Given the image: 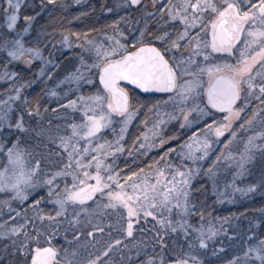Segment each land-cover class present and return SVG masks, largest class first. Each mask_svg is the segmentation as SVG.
I'll use <instances>...</instances> for the list:
<instances>
[{"label": "snow or ice", "instance_id": "6c2138e0", "mask_svg": "<svg viewBox=\"0 0 264 264\" xmlns=\"http://www.w3.org/2000/svg\"><path fill=\"white\" fill-rule=\"evenodd\" d=\"M125 2L130 8L149 7L142 0ZM41 5L43 10V0ZM151 7L145 16L154 19L155 26L135 29L130 40L118 21H113L112 32L104 33V39L83 38L79 66L69 78L77 82V92L87 86L90 94L81 93L66 104L81 113L78 122L64 112L58 114L63 123L53 126L49 120L47 126L33 127V113L42 114L39 105L30 106L22 93L31 81L14 80L11 93L0 97V155L6 154L8 161L0 169V191L11 190L24 201L29 189L47 190L46 195L33 197L32 217L25 214L10 227L0 225V237L8 240L0 249V264H216L209 257L217 255V248H210L208 242L219 229L188 219L197 211L191 180L200 170L197 161L211 159L214 145L228 144L237 136L233 126L237 119L244 120L240 128L259 130L243 141L238 156L229 153L223 158L228 164L234 161L236 175L246 171L255 149L264 159V0H161L159 4L151 0ZM20 9V0H0V52L9 61L30 64L41 54L38 48L26 46L24 34L40 13L24 15L21 26ZM62 43L70 46L67 35ZM13 77L18 79L15 71L8 76ZM157 93L166 97V106L171 103L167 118L176 119L191 134L165 148L147 173L129 168L121 175L106 157L124 150L119 141L137 114L134 101ZM14 104L19 114L13 123L9 113ZM218 114L222 118H214ZM116 125V141L98 143L104 130L115 131ZM158 126L153 124L156 139L148 143L145 136L139 142L138 155L176 138L155 131ZM32 140L36 143L30 145ZM173 152L178 160L170 156ZM221 159L217 155L205 173L214 186ZM186 161L196 165L195 171ZM256 187L237 190L251 192ZM260 187L264 188V176ZM42 201L52 205L50 211L40 207ZM149 223L150 232L145 228ZM61 235L64 245L57 248L52 241ZM166 251L176 255L165 260ZM241 255L228 264H264V236L248 243Z\"/></svg>", "mask_w": 264, "mask_h": 264}, {"label": "trees", "instance_id": "16d2710c", "mask_svg": "<svg viewBox=\"0 0 264 264\" xmlns=\"http://www.w3.org/2000/svg\"><path fill=\"white\" fill-rule=\"evenodd\" d=\"M69 1L70 0H55L54 4H48L47 0H43V10H41V0L20 1L21 20L19 23L21 26H23L22 19L24 15H34L37 12L40 13V15L37 17V23L33 24L28 33L24 34V40L27 47L42 49V53H44L45 55L56 56V54L54 55L53 53H51L52 47L50 45V42L57 39L60 40L65 35H67L68 37H76L78 36L77 34H79L83 41V38L85 36L90 39H96L104 33L109 32V28L114 26L113 21L122 23L131 20L132 26L134 27L136 24V27L138 28H153L156 23L147 22V20L144 19L143 16L145 11H152L151 0H146L144 2L142 1V3H147L149 5L147 10L139 8V6L130 8L127 3L125 4L126 8H123V4L121 5V3H123L122 0H89L90 2L84 4V6L82 7V15L80 17L78 13L62 10V8L68 7ZM155 2L157 4L161 3V1ZM108 9H111L112 14L114 13L110 18L105 14L106 12H109ZM121 17H124V19L121 20ZM40 33L50 34V36L46 37L42 35L41 38L36 39L35 36ZM70 54L71 55L62 54L61 56L56 57L55 63H57L61 59L57 66L50 67V65H45L44 68L41 69L40 72H38L35 70L38 65H35L32 60V63L30 65L25 64L24 60H22L21 63H17V61H9L6 53L0 52V97H3L6 92L11 93L10 84L14 80L17 84H19L20 82L31 81L30 84L25 83L26 85L22 89V93L23 95L27 96L30 106L35 107L37 104L39 105L40 112L43 116L36 117L33 113V118L30 123L33 127L47 126V123L51 118V110L54 109L55 111H57L61 109L62 107H58V105L64 106L68 99H72L73 96L76 95L75 93H73L75 91L68 92V89L70 88L69 85L63 84L60 87H56L54 84L55 82H61L57 80H63V78H65V82L71 80L69 78L70 75L74 74L76 68L79 66V55H77L76 60L72 62V56L75 54ZM13 71L18 74V79L16 77H13L11 79L8 78V76H10L11 72ZM42 71L44 74L40 75ZM83 88L86 89L88 87L84 86ZM83 88L81 89L80 94L89 93V90L85 91L83 90ZM49 90H52V92H56L57 90L59 91L58 94H64V96H61V98L59 97L60 95H58L57 99H54L51 102L48 99V95H46ZM15 103L18 104L19 101ZM18 114L19 113L15 110L14 104L13 111L9 113V119L14 123V118ZM25 119H28L27 114H25ZM51 120L53 121L52 118ZM110 129L111 127L104 131V138L103 140H101V142L98 143H103L104 141L115 142V139L113 137L119 132V129L116 128L115 131ZM3 131L7 136V124H5ZM136 135H138V133ZM237 137L238 139L234 138V143L231 144L229 148L221 149L219 147V149L216 148V150L218 149L217 152L214 151L212 153L214 154L216 152V155H220L222 157V159L217 162L221 165V167L217 172L215 186L213 184V181L209 179L205 173L209 170V166L212 164L213 160H215L216 156H210L211 159L206 157L202 161H197L196 165H199V171H195L196 165H193L192 161H186L188 165L193 167L195 171L194 176H196L197 178L196 183L194 184L193 182L194 185H191L193 191L192 196L194 197L193 203L196 204L197 202L203 201V204L200 205L197 211L193 212L191 216H189L188 219L190 223L195 225L203 224L205 227H207L208 225H212L216 229H219L218 234L208 242L210 248L211 245L220 246L224 242H229L232 244V253L228 254L225 251L217 259L210 257V259L215 261L216 264H228V261H230L233 256L243 258L241 252L242 250L247 249V244L254 243L258 241L260 237L264 236V212L259 213V210L264 211V188L260 187L261 178L262 176H264V159H262L259 155V149H255L256 155L253 160L245 165L246 171H244L240 175H236L235 173L237 169L235 167L234 161L233 163L228 164L223 157L227 156L229 153H231L232 156H238L239 151L243 150L244 145L242 146V144L246 136L244 134L241 138L239 136ZM181 138L182 137L180 136V139ZM183 140L184 139H182L181 141ZM34 143H36L35 140L29 142L30 145ZM119 143L123 145L124 150L109 155L108 157H106L107 161H111L114 159L122 161L128 160L129 150H127L126 144H124L122 140L119 141ZM135 145L139 146V144L137 143L133 146ZM133 146H131V148H133ZM139 151L140 149L136 151L131 150L133 155H130V157L131 159H136L137 161L142 162L141 164L144 165L145 160H150L151 157H142L141 155L134 154L138 153ZM159 154L160 153H158V156ZM5 156V154L0 155V169L5 166ZM170 156L173 159L178 160L175 152L171 153ZM150 166L151 164L147 165L146 168L149 169ZM133 168L136 167L133 166ZM68 180L70 182L71 177H68ZM251 184L257 185V187L251 192H241L237 190L247 189ZM61 187H63V184H61ZM39 188V190H37L31 197L28 198V200H25L24 202H18L17 200L7 198L5 202L6 205L2 204L6 193L0 191V225H7L10 227L13 223V220L9 218L11 215H13V213H10V211H5L7 208L17 211L19 213L20 219L25 214H27L29 217H32L34 208V206L32 205L33 197H35L37 194L46 195L47 192L45 188ZM40 207L45 208L46 211H50L52 205L50 203L42 201ZM241 213H243V215L250 216V218L258 224L257 228L253 226L254 223L248 224L247 231L252 232L253 235V239L251 240L248 236H246L245 225L242 223H238V219L241 216H239V214ZM151 219L152 218L149 217L150 221ZM37 223H39L38 220ZM156 226L160 227V225L158 224ZM234 227H239L240 231L232 232L228 229ZM145 228L150 232L152 230V224L149 223L145 225ZM224 228L228 233H222L225 230ZM254 231L255 233H253ZM171 235L175 236L174 233H172ZM165 239L168 240L169 244H171V240H169L167 236L165 237ZM180 239L182 241L183 237H181ZM7 242L8 240L6 238L0 237V249H2L3 245ZM52 243L56 244L57 248H60L62 246L61 236L55 237ZM157 251H159V248H157ZM178 252L179 248L177 247L176 253ZM176 253L166 251L164 253V256L174 257ZM2 259L3 256H0V260Z\"/></svg>", "mask_w": 264, "mask_h": 264}, {"label": "rangeland", "instance_id": "374dc122", "mask_svg": "<svg viewBox=\"0 0 264 264\" xmlns=\"http://www.w3.org/2000/svg\"><path fill=\"white\" fill-rule=\"evenodd\" d=\"M21 2L23 1V0H20ZM155 1H161V0H155ZM76 2V3H75ZM88 2H90L89 0H70L69 1V5H68V7H64V8H62V10H65V11H69V12H75V13H78L79 14V17L82 15V7L84 6V4H86V3H88ZM122 2L123 3H121V5L123 4V8H126L125 7V4H126V2H125V0H122ZM75 3V4H74ZM81 3V4H80ZM117 3H119V2H117ZM63 4V3H62ZM122 8V9H123ZM107 10V9H106ZM150 12V11H149ZM106 15H108L109 16V18L110 17H112V15L114 14H112V11H109V12H106L105 13ZM144 19H146L147 20V22H156L154 19H149V18H147L146 16H145V13H144ZM23 20V19H22ZM125 21V20H124ZM111 22V21H110ZM22 23H23V21H22ZM129 25V26H128ZM113 27L114 26H112V27H110L109 28V32H106V33H109V34H111V32H112V29H113ZM119 27H120V29L121 30H123L125 33H126V37L130 40L131 39V37H132V35H135L136 34V32H135V29H137L138 27H136V24H135V26L133 27L132 26V22H131V20L130 21H128V22H122V23H119ZM42 35L43 36H46V37H49L50 36V34H37L36 36H35V38L36 39H39V38H41L42 37ZM64 37V36H63ZM63 37L59 40V39H57V40H55V41H48V42H50V45H51V47H52V51H51V53H53L54 55L56 54V56H51V55H45L44 53H42L43 51H42V49H39L40 50V56H38V57H36V58H34V59H32V62L36 65H38V67L35 69L36 71H38V72H40L41 71V69H43L44 68V66L46 65V66H48V65H50V67H55V66H57V64L61 61V59L57 62V63H55L56 62V60H55V58L56 57H58V56H61L62 54H68V55H71L70 53H74L75 55H73L72 56V59H71V61L72 62H74L75 60H76V58H77V55H79V54H81V52H82V49L79 47V45L80 44H82L83 43V41H82V39H81V36L80 35H78V36H76V37H71V36H69L68 38H69V45L70 46H65L64 45V43H62V41H63ZM96 39H104V35H101L100 37H98V38H96ZM48 46H49V44H48ZM22 62V60H17V63H21ZM31 62V63H32ZM30 63V64H31ZM24 64V63H23ZM26 64V63H25ZM29 64V65H30ZM56 64V65H55ZM41 75V74H40ZM57 81H61V82H55L54 84H55V86L56 87H60V86H62L63 84H67V85H69L70 86V88L68 89V92L69 91H75V92H73V93H75L76 95H74L73 96V98L72 99H74L77 95H79L80 94V92H81V90H80V92H77V82L76 81H74V80H69L68 82H65V78H63V80L62 79H60V80H57ZM26 85V84H25ZM73 85V86H72ZM74 88H76V89H74ZM83 88V87H82ZM81 88V89H82ZM83 90H89V88H86V89H84L83 88ZM67 92V91H66ZM88 92V91H87ZM51 93H52V90H49L48 92H47V94L46 95H48V99H49V101H51L52 102V100H56L57 99V96L58 95H60L59 97H61V96H64V94L62 95V94H58L59 93V91H57L56 90V95H51ZM85 94H90V92L89 93H85ZM62 98V97H61ZM59 99V98H58ZM66 104H67V101H66V103L64 104V106L61 108V109H59V110H57V111H55V112H52L51 111V118L53 119V121L51 120V118L49 119V120H51L52 121V125L53 126H55L56 124H60V123H63V120H62V118H61V115H58V114H62V113H64V112H67V113H69L70 115H73V116H75L76 117V119H77V122L79 121V118H80V116H81V113L79 112V111H76V110H74V109H70V108H67V106H66ZM194 115V114H193ZM43 116V115H42ZM159 118H161V116L159 117ZM139 121V117L137 116V117H134L133 116V119H132V121H131V123L128 125V128H127V131L124 133V135L122 136V138H120V141L122 140V142L124 143V144H126V146H127V150H129V151H131V150H138L139 149V146H137V145H135V146H133L134 144H139V142L140 141H144V138H145V136H147L148 137V140H147V142L148 143H150L153 139H156L157 137H154L153 136V133H151L150 131H146V133H148L149 132V134L148 135H145V134H142V131L140 132V135L138 136L139 137V141L137 140V138L135 139V140H133L132 139V137H134L137 133H138V129H137V127H141V124L138 122ZM133 123V124H132ZM132 126V127H131ZM201 126V128H202V125H200ZM116 128H118L119 129V125H116ZM108 129V128H107ZM106 129V130H107ZM112 129V128H111ZM110 129V130H111ZM106 130H104V131H106ZM192 130L194 131L195 130V126H193L192 127ZM105 133V132H104ZM190 132H188L186 129H183V128H180V136L182 137L181 139H180V141L182 140V139H186L188 136H190ZM127 135V136H126ZM199 135V134H198ZM249 135V134H248ZM248 135L247 134H245V136H246V138H245V140L244 141H246L247 140V137H248ZM143 136V137H142ZM237 136H239L240 138L241 137H243V134H240V133H238V131H237ZM234 137L235 139H238V137ZM114 139H115V141H116V139H117V134L113 137ZM222 137H220L219 139H221ZM232 139V141L231 142H229L228 144H220V145H214L213 146V152L214 151H216L217 152V150L219 149V147L221 148V149H226V148H229V146L231 145V144H233L234 143V141L233 140H235V139ZM98 142H101V141H98ZM260 142V140H259V138L257 139V143H259ZM113 143H114V141H113ZM244 144H242V146H243ZM131 146H133V148H131ZM216 148H218L217 150H216ZM159 150V147H156V148H151V149H147L146 151H145V154L144 155H141L142 157H146V156H149V157H151L150 158V160H154V159H156V158H158V157H156V156H158V153L160 152V151H158ZM128 151V152H129ZM141 151V150H140ZM212 152V153H213ZM216 152L214 153V154H212V153H210L209 155L210 156H217L216 155ZM134 154H137L138 155V153H134ZM157 154V155H156ZM6 155V154H5ZM156 155V156H155ZM6 157V156H5ZM5 164L4 165H7V163H8V161H7V157L5 158ZM128 160H134V159H131V157H130V155L128 154ZM112 161H120V160H118V159H114V160H111V161H109V162H112ZM115 163V162H114ZM113 163V166L115 167V166H118V162H116L115 164ZM122 165H125V163L124 164H122ZM5 167V166H4ZM3 167V168H4ZM2 168V169H3ZM123 170H124V168H123ZM149 170V169H148ZM148 170L146 169H144V171H145V173H147L148 172ZM196 181H197V178H196V176H193V178H192V180H191V185H194L195 183H196ZM193 182H194V184H193ZM21 187H23V185H21ZM40 189V188H39ZM38 188H36V189H34V190H32V189H29L28 190V192H29V195H28V198L29 197H31L37 190H39ZM1 192H4V193H6V195H5V198H4V201L2 202V204L3 205H6V199L7 198H11V199H14V200H17L18 202H24V201H21L19 198H17V197H15L14 196V194L11 192V190H6V191H1ZM193 192V191H192ZM191 195H193V193H191ZM28 200V199H27ZM203 204V201H200V202H197L195 205H196V209H198L199 207H200V205H202ZM5 211H10V213H13V215H11L12 216V220H14V219H16V220H18V219H20V217H19V213L17 212V211H15V210H13V209H10V208H7ZM262 212H264V211H261V210H259V213H262ZM241 215V216H240ZM236 216H238V215H236ZM239 219H238V223H242V224H244L245 225V232H246V236H248L249 237V235L250 234H252V232H248L247 231V227H248V224H251V223H254V227L255 228H257V223L256 222H254L251 218H250V216H246V215H243V213H241V214H239ZM19 217V218H18ZM235 218V217H234ZM234 226V225H233ZM225 229V228H224ZM230 231H240V228L239 227H234V228H228ZM223 234H226V233H228L227 232V230L225 229L223 232H222ZM253 233H255V231L253 232ZM223 236V235H222ZM225 237V236H224ZM252 239H253V235H252ZM61 245L63 246L64 245V241H63V235H61ZM212 247H216L217 248V255L215 256V257H213L214 259H217L221 254H223L225 251H226V253H228V254H230V253H232V244L231 243H229V242H224V243H222V245H220V246H212L211 245V248ZM223 249V251H220L219 249ZM228 251V252H227ZM231 256H233V255H231Z\"/></svg>", "mask_w": 264, "mask_h": 264}, {"label": "flooded vegetation", "instance_id": "af4514ba", "mask_svg": "<svg viewBox=\"0 0 264 264\" xmlns=\"http://www.w3.org/2000/svg\"><path fill=\"white\" fill-rule=\"evenodd\" d=\"M143 2L146 0H142ZM131 89L132 87L129 86ZM134 94V93H130ZM160 99L161 104L156 105V100ZM166 99V97L163 96V94L157 93L155 96H148V95H140L137 99V101H134V103L137 105V114L134 117H139V123L141 124V127H137L138 129V135H135L132 137L133 140L137 138V136L140 135V132L142 131V134L148 135L146 131H150L153 133V124L158 123V127L155 129V131L161 132L166 136H174L176 137L175 139L169 140L163 147H159L161 153L164 151L165 148H167L171 144H176L179 139H180V123L177 122L176 119H168L166 114H169L172 112V106L171 103L169 102L167 106L163 103V101ZM239 104V101L237 102ZM155 105V107H154ZM253 105L256 106L257 108L259 107L258 105H255V102H253ZM157 108L159 109V113H157ZM212 112H217V110L212 109ZM223 114H218L216 119L222 118ZM245 113H241V116H244ZM247 115H251V111L249 110ZM161 116V118H159ZM257 123L259 122V115H257ZM244 120L242 119H237L233 121V126L236 128V131L240 134H251L253 130H259L257 129H249L247 125L245 127L240 128L239 125L243 124ZM133 124V123H132ZM132 127V126H131ZM228 136V133H225V136H223L220 140L223 141L225 137ZM143 137V136H142ZM157 155V154H156ZM153 160H145L144 165L141 164L142 162L137 161L136 159L134 160H125V161H112L113 163L118 162V167L120 174H125L128 172L129 168L132 170H138L139 168L147 169L146 166L151 164ZM114 163V164H115ZM128 164V167H125V165L122 164ZM135 166L136 168H133ZM124 168V170H123ZM148 170V169H147ZM163 179V178H162ZM170 256H164L165 260H167ZM210 259V257H209Z\"/></svg>", "mask_w": 264, "mask_h": 264}, {"label": "water", "instance_id": "95a60500", "mask_svg": "<svg viewBox=\"0 0 264 264\" xmlns=\"http://www.w3.org/2000/svg\"><path fill=\"white\" fill-rule=\"evenodd\" d=\"M130 87L134 88L135 86H130ZM137 91H140V90H137Z\"/></svg>", "mask_w": 264, "mask_h": 264}]
</instances>
